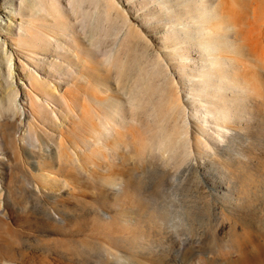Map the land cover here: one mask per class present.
Instances as JSON below:
<instances>
[{
    "label": "rangeland",
    "instance_id": "374dc122",
    "mask_svg": "<svg viewBox=\"0 0 264 264\" xmlns=\"http://www.w3.org/2000/svg\"><path fill=\"white\" fill-rule=\"evenodd\" d=\"M29 72L55 88L58 124L60 94L85 99L96 127L94 113L129 123L112 159L92 150L37 170L28 124L43 126L29 98L43 95ZM9 98L0 264L119 262L92 243L141 264H264V0H0V103ZM74 121L62 125L68 141L84 125Z\"/></svg>",
    "mask_w": 264,
    "mask_h": 264
},
{
    "label": "bare ground",
    "instance_id": "6f19581e",
    "mask_svg": "<svg viewBox=\"0 0 264 264\" xmlns=\"http://www.w3.org/2000/svg\"><path fill=\"white\" fill-rule=\"evenodd\" d=\"M224 1V0H223ZM54 4V3H53ZM222 5V4H221ZM223 7V5H222ZM219 8V7H217ZM209 9V8H207ZM205 6L202 7V10L204 11V15L202 16L203 23L206 24V26L209 28L210 27V22L212 20V17L209 19L208 13L210 10H207ZM222 9V8H221ZM207 17V18H206ZM51 18H53L55 21H57L56 15L52 12L51 13ZM45 27V26H44ZM43 27V28H44ZM67 28V24L62 27L60 30L63 32ZM211 30V29H210ZM230 30L233 32L236 30V25L234 23L231 24ZM237 33H235L236 35ZM44 36V33L42 34ZM235 35L233 37H235ZM42 39V38H41ZM42 41V40H40ZM48 42L51 43V39L48 38ZM55 46L57 48H63V46L58 42L55 41ZM227 62V60H225ZM35 72V71H34ZM36 74V73H35ZM34 73H27L25 77L33 84V86L38 89L42 95L43 98H39L38 96H31L30 99V105H31V118L40 122V124L43 127H39L36 122H30L28 124V131L30 134L31 140L35 141L36 144L34 145V148L37 149V152H33L32 150L28 151V158L29 159H35V158H41L42 161L39 162L36 160L37 164V170H40L41 172H46L45 171V159H55L57 160V164H59L60 160H65L66 162H72V161H77L80 159V156L85 154L86 152L93 153L92 150H95L96 155H100L102 159L104 160V163L106 164V161L110 158H113V145L110 143L112 142L111 140H114V136L116 133L120 132L122 134V131L127 130V128L130 126L129 123L123 122L120 124L118 121H116L113 117H105L103 115V118L100 117L99 113L94 115H98V127L97 125H94V121L90 122V112L88 108V104L86 103V100L83 99L82 97H78L79 99H75V101H72L71 99L68 100L63 94H60V99L62 100V112L63 115L61 116V119L64 121L67 120L68 122L81 120L84 122V125H81L78 127V133L76 134V137L70 138L68 141L67 139L64 138V133L66 132L65 129L62 128V125H66L64 121H59L60 124L55 122L54 119H51V114L53 113L54 110L48 106V99L46 98H51L53 95V92L55 91V88H50V86L46 83V81L42 78H38ZM221 82L223 80H220ZM45 96V97H44ZM30 97V96H29ZM69 98V97H68ZM13 103L10 98L8 99L7 105H5L4 102L0 103V117L3 116L4 112H12L13 108ZM224 111H228L229 109L224 104V108L219 110V113L222 115L224 114ZM93 112V111H91ZM114 112L119 113V111L115 110ZM210 115H213L212 112L208 111ZM120 114V113H119ZM93 115V116H94ZM102 115V114H101ZM92 116V114H91ZM214 116V115H213ZM230 114L225 117L227 120L229 118ZM95 118V116H94ZM95 118V119H97ZM127 117L124 118L126 120ZM93 119V118H92ZM74 121V122H75ZM93 122V123H92ZM96 123V124H97ZM222 123V122H221ZM53 124L54 126L59 127L58 133L56 137L54 138V135L52 136L51 133H53L49 128L48 125ZM73 124V123H72ZM83 124V123H82ZM224 124V123H223ZM221 127V125L219 124ZM72 127V126H71ZM69 127V129H71ZM227 130H231V127L229 126H223ZM65 130V132H64ZM83 130H87L88 135L87 136H82L83 134L81 133ZM69 132V131H68ZM73 133V132H72ZM75 133V132H74ZM54 134V133H53ZM71 135V133H70ZM222 136V135H220ZM70 137V136H69ZM76 138L81 141L83 146L81 145L80 148L79 144L76 142ZM80 150V152H79ZM14 157L17 158V155L15 154ZM95 157V155H94ZM54 168V167H52ZM55 169V168H54ZM39 176L42 179H47L48 175L40 173ZM57 178V177H56ZM107 183L110 186H115V181L113 179H108ZM3 189V188H2ZM4 190H2L3 192ZM2 195V193H1ZM0 195V196H1ZM43 213H46L47 215H50V211L47 209L42 208ZM108 218V216H107ZM53 221H57L55 217H52ZM63 220V218H62ZM143 246V244H142ZM90 249V248H88ZM95 249V251H98L101 254H110L111 256H115L118 258L119 262L116 264H141L139 261L136 259H128L127 257H123L121 255H118L108 244L105 243H92L91 244V250ZM161 258H164L165 262H169L168 259L165 258L163 254H161L158 258L160 260ZM161 261V260H160ZM162 262V261H161Z\"/></svg>",
    "mask_w": 264,
    "mask_h": 264
}]
</instances>
